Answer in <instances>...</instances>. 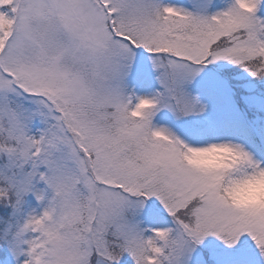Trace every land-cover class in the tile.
<instances>
[{
	"label": "snow or ice",
	"instance_id": "snow-or-ice-1",
	"mask_svg": "<svg viewBox=\"0 0 264 264\" xmlns=\"http://www.w3.org/2000/svg\"><path fill=\"white\" fill-rule=\"evenodd\" d=\"M262 179L264 0H0V264H264Z\"/></svg>",
	"mask_w": 264,
	"mask_h": 264
},
{
	"label": "rangeland",
	"instance_id": "rangeland-1",
	"mask_svg": "<svg viewBox=\"0 0 264 264\" xmlns=\"http://www.w3.org/2000/svg\"><path fill=\"white\" fill-rule=\"evenodd\" d=\"M235 251V252H233ZM228 251L217 240L209 238L205 244L197 252V260H199L201 253L205 257L209 256L217 261H232L237 260L239 264H261L258 252L255 250L254 245L246 237L242 238L241 244L237 249ZM258 257V258H257Z\"/></svg>",
	"mask_w": 264,
	"mask_h": 264
},
{
	"label": "clouds",
	"instance_id": "clouds-1",
	"mask_svg": "<svg viewBox=\"0 0 264 264\" xmlns=\"http://www.w3.org/2000/svg\"><path fill=\"white\" fill-rule=\"evenodd\" d=\"M216 155V153L203 154L198 157V161L206 166H211L215 163ZM229 199L239 207L264 206V179L235 188L229 193Z\"/></svg>",
	"mask_w": 264,
	"mask_h": 264
},
{
	"label": "trees",
	"instance_id": "trees-1",
	"mask_svg": "<svg viewBox=\"0 0 264 264\" xmlns=\"http://www.w3.org/2000/svg\"><path fill=\"white\" fill-rule=\"evenodd\" d=\"M230 264H235V263H230Z\"/></svg>",
	"mask_w": 264,
	"mask_h": 264
}]
</instances>
